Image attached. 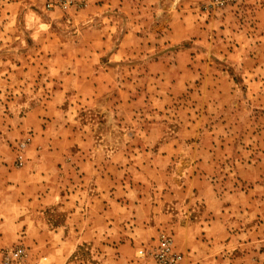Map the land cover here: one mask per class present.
Returning a JSON list of instances; mask_svg holds the SVG:
<instances>
[{"label": "rangeland", "instance_id": "374dc122", "mask_svg": "<svg viewBox=\"0 0 264 264\" xmlns=\"http://www.w3.org/2000/svg\"><path fill=\"white\" fill-rule=\"evenodd\" d=\"M86 1L88 13L82 10L81 15H78L80 12L62 15L46 12L45 0H0V151L10 156L11 166L22 171L32 163H57L59 158L55 156L49 160L44 158L49 150L67 147L74 151L80 145L93 148L95 158L100 159L99 166L107 151L112 154L116 148L124 146L134 153L131 149L137 145L144 147L145 143L131 134L139 129L146 130L143 122L148 118L157 119L150 108L157 105L159 94L169 96L166 98L169 109L161 122L164 133L176 131L185 139V130L190 127L186 123L190 119L193 124L189 129L194 131L188 135L192 136L188 142L193 147L222 144L227 150L226 154H221V161L236 159L242 166L251 159L259 166L260 179L264 180V0H234L219 8L209 5L212 0H157L155 9L146 11L147 20H156L155 56L148 48L137 55L142 50L137 45L135 56L120 60L123 65L117 68L119 60L111 57L113 46L107 44L101 50L99 64H96V57L78 61L72 57L75 43L70 37L85 19L92 17L91 27L98 28L109 19L122 26L127 18L124 12L108 7L112 0ZM127 4L142 6L143 0H128ZM131 11L137 14V10L129 13ZM131 18L137 20L138 15L137 18L131 15ZM171 36L181 40L171 43ZM153 58L157 60V68H167L166 74L157 77L147 72ZM104 65L111 66L113 71L103 73L99 80L105 84L114 81L106 85L108 88L97 91L62 88L65 82L81 87L80 80L99 77L95 70ZM73 69L78 72H67ZM119 83L130 85V90H118ZM133 87L139 89H131ZM145 95L151 96V100H146ZM55 97L59 101L56 102ZM130 97L136 101L137 108L134 110L130 106L125 110L131 115L135 113L134 118L122 123L118 105L123 103L121 99ZM186 114L189 118H185ZM153 131L152 140L157 137V126ZM59 134L68 138L58 137ZM128 159L136 163V154ZM114 161L121 163L119 159ZM69 162L72 167L66 165L55 173V181L48 188L49 193L53 192L54 204L42 208L36 201L32 217L29 214L24 224L19 223L18 237L0 233V264H5L4 253L20 244L27 253L22 264H159L149 254L140 258L138 250L150 252L165 234L173 237L179 251L172 232L161 230L157 235V231H153L145 236L143 229L148 222L141 217L137 219L134 212L131 213L134 219L125 216L116 210L117 205L108 218L97 219L99 203L92 202L90 199L94 197L90 196L97 193L100 186H94L90 180L82 181L79 169H74L77 161L71 159ZM229 175L230 172L223 177L217 189L231 192L237 189L245 199L248 184L239 183ZM103 192L100 188L99 193ZM222 201L227 203L225 201L232 199L223 197ZM91 202L95 204L93 214L96 216L85 215ZM257 204V212L229 213L232 222L237 224H232L231 230L222 235L220 247L207 252L211 256L220 255L223 262L219 264H264V205ZM239 205L243 210L245 204ZM198 210L196 208L195 216ZM76 211L70 223L75 224L77 230L88 231L92 225L99 227V232L93 233L95 237L86 234L87 242L76 248L59 244L58 235H52L50 242L49 237L22 232L33 224L42 228H47L48 224L50 227L62 224L65 214L68 216L69 212ZM132 221L143 224L130 226ZM3 223V230H6L8 226ZM249 227L253 229L238 233ZM202 239L205 238L197 237L198 241ZM179 252L183 255L181 264L193 263L187 260L184 251ZM202 253L200 249L196 256L199 258Z\"/></svg>", "mask_w": 264, "mask_h": 264}, {"label": "crops", "instance_id": "0c3cea01", "mask_svg": "<svg viewBox=\"0 0 264 264\" xmlns=\"http://www.w3.org/2000/svg\"><path fill=\"white\" fill-rule=\"evenodd\" d=\"M88 2H94V0H89ZM127 3L128 0H112L111 3H108L109 8L112 10L118 9L127 16L122 26L117 22H111L113 19L107 20L103 26L98 28L91 27L92 17L81 22L79 27L73 30L70 37L75 43V48H72V57L77 59V61L84 57H96V64H99L102 56L101 50L106 47V44L113 46L110 51L111 57H114L115 61L119 60L115 68L123 65L120 60L123 61L128 56H135L134 52L137 45L141 46L142 49L137 55L145 52V48H148L154 55L158 42L157 31L154 28L156 20L154 18L152 21L150 19L147 20L146 11L151 8L155 9L157 0H143L142 6L133 7ZM126 6H129V8H126ZM130 10H137V14L132 11L129 13ZM88 11L89 8L83 10L82 13H88ZM82 13L80 12L78 15ZM131 15L134 18H137L138 15V19L133 20ZM170 40L171 43H177L181 39L180 37L171 36ZM145 56L146 54L143 57ZM152 61L150 70L147 71L148 73H154L157 77L158 75L166 74V67L157 68L156 58H153ZM111 69L112 67L108 65L100 66V68L95 70L99 77L93 76L90 80H80L83 83L81 87L65 82L62 88H92L93 91L108 88L106 85H112L114 81H109V83L105 84L99 82V80L103 73H113ZM67 72L74 74L78 70L73 69V71L68 70ZM117 89L121 91L127 89L128 91L130 90V85L125 86L124 83H119ZM131 89L136 90L139 88L133 87ZM167 97L169 96L164 97V95L157 94V105H153L154 107L150 108L157 116V119H151L153 116L148 118L143 122V127L146 130L139 129L137 132L135 131V134H131L135 138H140L139 142L145 143L144 147L137 145V147L131 149L134 150V153L124 146L116 148L112 154L107 151L103 153L106 157L101 158L102 165L100 166L97 163L100 159L95 158L92 151L93 148L82 145L74 148V151L67 147L60 150L55 148L51 152L49 150L44 158L49 160L55 156L59 158L60 164L59 162L50 164L32 163L22 171L14 169L10 164L12 162L10 156L1 150L0 233L5 232V234L9 233L18 237L17 235L20 231L19 223L24 224L25 218L29 214H33L36 210V201L42 204V208L54 204L55 200L51 197L53 192L49 193L48 191L51 186L50 183L55 181L54 174L61 171V169H65L66 165L72 167V163L69 161L75 159L77 164L74 169H79L81 180H90L94 186H100L104 191L99 193L100 188H98L97 193L90 196L94 197L92 198L93 200L90 199L92 202L95 201L96 203L97 201L99 203L98 212L101 214L97 212V219L108 218V215L113 213L115 206H120L121 208L116 206V210L123 212L126 214L125 216L128 215L131 218L133 216L131 213L134 212L136 213L135 216L138 217L137 219L141 217L148 222L143 229L145 236L150 235L153 231H157V235H160L163 230L172 232L177 249L184 251L188 256L187 260L193 261L192 264H219V262H223L220 255L211 256L207 252L211 253L217 246L220 247L222 235L228 229L231 230L233 225L237 224L236 221L232 222L229 215L230 212L237 215H241L242 212L248 214L249 210L257 212L258 202L264 205V191L260 194L257 192L264 190V180L260 179L259 166L251 159L242 166L236 162V159L228 160L229 162L221 161V154H226L227 150V147L221 146L222 144L193 147L190 144L191 142H188V140H192V136L188 135H191L194 131V129H189L193 124L190 119L186 123L187 127H190L185 130V136L187 135L185 139L176 131H172L170 134L164 133L161 129L163 126L161 122L165 119L163 114L169 109V103H166ZM55 98L56 102L59 101L58 97ZM145 99L151 100V96L145 95ZM121 100H123V103L121 106L118 105L120 108L119 115L122 118V123H129L133 121L135 113L131 115L126 112L125 108L132 106L136 110V101L131 97ZM49 112L53 111L50 110ZM149 114L152 115L151 112ZM185 118H189V116L186 114ZM155 126H157V137L152 140L155 136L153 131ZM66 132L69 134L70 129L67 128ZM60 136L65 139L68 138L59 134L58 137ZM142 140H145V142ZM135 154L136 163L130 162L128 157ZM115 159H119L121 163L114 161ZM132 160L134 159L132 158ZM181 164H183V167ZM130 170L135 171L129 173ZM229 170H232V172ZM179 171H181L180 176ZM229 172L239 183L245 182L248 184L249 189L244 192V195H246L245 199L236 192L237 189L233 192L217 189L221 180H224L223 177ZM20 174H24L22 178H19ZM181 176H184L185 180ZM119 188L120 190L122 189V192H118ZM223 197L231 198V205L228 204L230 203L228 201L223 203ZM92 202L86 208L85 215L89 213L92 216H96L93 214L95 204L92 205ZM238 203L240 204L239 206L245 204L243 205V210L237 206ZM196 208L200 210H198V215L195 216ZM43 213L44 211H42ZM76 213L77 211L69 212L68 216L65 214L66 219L62 224L52 225L51 227L48 224L45 225L47 228L33 224L22 232L27 234L31 231V233L37 234L38 237H49L50 242L52 235H58L59 244L70 247L75 246L76 248L78 244L87 242V239H85L86 234L91 233L92 237H95L96 235H93V233L99 232V227H95V225H92L88 231L85 229L77 230L75 224L70 223V218H73ZM32 214L30 215L31 217ZM3 220L8 226L6 230H3L2 227ZM112 221L113 219H111V223ZM135 223L139 225L142 222L132 221L130 226ZM251 229L253 227L240 229L238 233H245ZM198 236L205 239L198 241ZM213 243L215 245L211 247ZM200 249L204 253L198 258L196 252H199ZM237 249L244 250L241 247L238 248V246ZM217 258L219 260H216ZM237 261L235 258V262Z\"/></svg>", "mask_w": 264, "mask_h": 264}, {"label": "built area", "instance_id": "2783aa9c", "mask_svg": "<svg viewBox=\"0 0 264 264\" xmlns=\"http://www.w3.org/2000/svg\"><path fill=\"white\" fill-rule=\"evenodd\" d=\"M234 0H212L210 6L212 8L224 7ZM87 8L86 0H45L44 10L48 13L58 12L62 15L78 13ZM139 256L144 258L146 254L152 256L159 264H181L182 255L177 252L174 247L173 239L170 235H161L154 249L150 252L139 250ZM26 249L22 246L8 249L4 253L5 264H22L26 257ZM48 264V263H47Z\"/></svg>", "mask_w": 264, "mask_h": 264}, {"label": "bare ground", "instance_id": "6f19581e", "mask_svg": "<svg viewBox=\"0 0 264 264\" xmlns=\"http://www.w3.org/2000/svg\"><path fill=\"white\" fill-rule=\"evenodd\" d=\"M87 2V1H86ZM87 5H88V3H87ZM171 236V235H170ZM172 237V236H171ZM160 238V237H159ZM172 239H173V237H172ZM158 241H159V239H158ZM173 242H174V240H173ZM158 243V242H157ZM19 246H22V244H20ZM23 247V246H22ZM174 247H175V243H174ZM25 248V247H24ZM139 250H141V249H139ZM139 250H138V252H139ZM144 250V249H143ZM175 250H176V248H175ZM177 251V250H176ZM177 252H179V251H177ZM179 253H181V252H179ZM181 255H182V253H181ZM138 256H139V253H138ZM183 256V255H182ZM140 257V256H139ZM141 258V257H140ZM49 264V263H48Z\"/></svg>", "mask_w": 264, "mask_h": 264}]
</instances>
